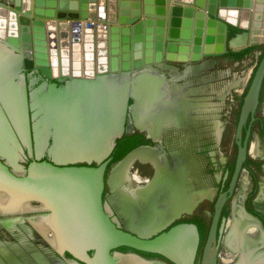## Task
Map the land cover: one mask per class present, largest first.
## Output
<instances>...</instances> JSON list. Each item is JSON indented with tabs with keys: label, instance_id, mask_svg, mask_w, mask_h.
I'll return each mask as SVG.
<instances>
[{
	"label": "water",
	"instance_id": "95a60500",
	"mask_svg": "<svg viewBox=\"0 0 264 264\" xmlns=\"http://www.w3.org/2000/svg\"><path fill=\"white\" fill-rule=\"evenodd\" d=\"M70 2L76 6L62 0H0L1 191L29 203L33 208L27 211L47 210L42 216L50 221L58 244L54 249L80 264H120L112 252L120 246L159 254L173 264H217L223 223L218 236L216 228L225 193L214 205L195 262L199 236L194 223L179 222L155 233L142 226L122 230L109 219L101 202L109 159L99 162L116 137L133 131L124 129L126 117L134 127L144 113L152 120L166 77L180 68L184 75L185 65L205 57L264 43V0ZM228 26L243 31L227 41ZM99 58H105V70H99ZM263 78L264 53L236 122L229 193L246 158L249 130L243 140L241 132L248 115L253 119ZM27 83L35 86L27 90ZM21 143L35 155L26 166L17 163ZM142 148L131 149L114 168ZM43 153L47 159L40 160ZM91 161L98 165H75Z\"/></svg>",
	"mask_w": 264,
	"mask_h": 264
},
{
	"label": "flooded vegetation",
	"instance_id": "af4514ba",
	"mask_svg": "<svg viewBox=\"0 0 264 264\" xmlns=\"http://www.w3.org/2000/svg\"><path fill=\"white\" fill-rule=\"evenodd\" d=\"M242 31L229 30L227 41L233 34ZM231 52L238 51L189 63L185 65L189 69L184 75L181 73L183 68L178 69L169 81L171 98L163 102L159 98L154 105L152 120L148 118L151 114L144 113L147 116H138L134 127L131 118L126 117L124 129L132 127L133 131L116 137L112 151L99 162L109 159L103 173L102 209L122 230H135L142 226L151 227L150 230L159 233L179 222L194 223L199 236L196 262L208 234L214 205L218 197L225 193L216 228L218 236L223 223L217 264H264V85H261L253 119L248 115L241 132L243 140L249 130L246 158L231 193L227 191L235 167L237 147L234 133L241 97L245 95L264 47L253 49L239 60ZM247 63L253 69L247 79L246 76L242 79L239 75H246L243 66ZM224 76L226 81L222 83ZM236 78L242 81L236 83L233 80ZM38 79V82L45 80ZM236 84L243 85L241 96L237 98V103L229 107L231 111L226 119L222 103ZM34 86L27 83V90ZM218 108H222L219 111L221 114L216 117ZM231 125H234L232 144L226 150L224 142ZM134 134L140 141L134 148H143L136 156L126 160L122 167L114 168L121 159L113 160L115 146L119 140ZM254 137L258 143L254 149L255 156L250 151ZM20 147L17 163L26 166L35 159V155H30L22 143ZM44 159H47L45 153L40 157V160ZM75 165L96 166L98 163L91 161ZM0 199L4 200H0V211H12V196L10 198L0 190ZM16 207V210L24 208L20 210L24 212L9 214L3 221L7 226L11 224L12 228L16 222L26 220L48 241L51 253L42 252L29 243L24 244L25 240L11 241L7 247L1 243L0 264H80L67 252L61 255L54 249L57 247L51 239L54 234L49 229L48 220L42 216L48 214L47 210L30 214L27 210L33 208L31 205ZM122 247L125 246L112 250L122 258L123 263L120 264H173L159 254ZM221 253L232 255V259L220 257Z\"/></svg>",
	"mask_w": 264,
	"mask_h": 264
},
{
	"label": "rangeland",
	"instance_id": "374dc122",
	"mask_svg": "<svg viewBox=\"0 0 264 264\" xmlns=\"http://www.w3.org/2000/svg\"><path fill=\"white\" fill-rule=\"evenodd\" d=\"M239 76L242 79H243V77H245V75L243 76V73H241ZM225 78L226 77L224 76V81L222 83H225V81H226ZM233 80H236V83L242 81V80L238 81L237 78L233 79ZM221 85H223V84H221ZM242 87H243V85L237 86V84H236V86H234V90L231 91L227 95V97L223 100V103H222V104H224L223 116L226 117V119H228L229 111H231L229 109V107L232 106L234 103H237V98H239V96H241L239 94H240V91L242 90ZM235 94H237V95H235ZM222 104H221V107H222ZM221 109L222 108H218L216 113H219V114L216 117H218L221 114L219 112V111H221ZM262 110H264V104H262ZM1 123H2V119L0 116V124ZM220 125L221 124H219L218 126H220ZM233 133H234V125L233 126L231 125L229 128V131H228L227 139L224 142V144H225L224 147L226 150L230 149V146L232 144ZM256 145H258V143H257L256 137H254L251 141V148H250L251 154L253 156H255L254 149H255ZM218 151H216V152H218ZM216 157H217V155L214 158H216ZM32 204L34 206H37L36 203H32ZM28 213L32 214V213H34V211L33 212L28 211ZM8 215L9 214H7V213H4V214L1 213L0 214V244L3 243L7 247L8 245H11V241L25 240L26 242L24 244L29 243L30 246L32 244L33 247L38 248L42 252L46 251L47 253H51V247H50L48 241L32 226V224L28 223L26 220L25 221L23 220V222H16L14 224V226L11 228V224H10V226H7L5 221H3V220H5L6 217H8ZM220 257L232 259V255H230L228 253H225V254L221 253Z\"/></svg>",
	"mask_w": 264,
	"mask_h": 264
},
{
	"label": "trees",
	"instance_id": "16d2710c",
	"mask_svg": "<svg viewBox=\"0 0 264 264\" xmlns=\"http://www.w3.org/2000/svg\"><path fill=\"white\" fill-rule=\"evenodd\" d=\"M228 29L232 30L234 32L240 30V29L232 27V26H228ZM259 47H264V43L259 44V45H255V46H249V47H246V48H244L238 52H234V53L231 52V53L234 55L235 59L239 60V59L243 58L246 54L250 53L253 49H257ZM255 68L253 69L250 80L253 76ZM250 80H249V82H250ZM248 85H249V83H248ZM248 85H247V88H248ZM263 85H264V82H263L262 86ZM247 88H246V90H247ZM246 90H245V92H246ZM245 92H244V94H245ZM242 97H241V101H242ZM138 143H140V141L137 140L135 134L129 135V136H127V138H123V139L119 140L117 143V147L115 146V148H114V151H116V152H115V155L113 157V160H118V159L122 158L127 152H129L136 145H138ZM122 144H124V147H121ZM251 161L253 162L252 159H251ZM122 248H126V247H122Z\"/></svg>",
	"mask_w": 264,
	"mask_h": 264
},
{
	"label": "crops",
	"instance_id": "0c3cea01",
	"mask_svg": "<svg viewBox=\"0 0 264 264\" xmlns=\"http://www.w3.org/2000/svg\"><path fill=\"white\" fill-rule=\"evenodd\" d=\"M62 1H64V2H68V6H76V4H75V2L74 3H71L70 2V0H62ZM70 4V5H69ZM248 42V39H245V43H247ZM246 46H249V45H247L246 44ZM246 46H244V47H246ZM244 47H242V48H244ZM241 49V48H240ZM240 49H238L237 51H239ZM101 61H100V68H99V70H105L106 69V61H105V58H99ZM243 67H245L246 68V70H245V76H246V79L248 78V76L250 75V73H251V71H252V69H253V67L252 66H248V63L247 64H244V66ZM253 72V71H252ZM177 72H175L174 74H176ZM237 73V72H236ZM165 74H166V71H162V73H161V75L162 76H164V77H166L165 76ZM174 74H172V75H169L168 77H166V82L162 85V91H161V100H162V102L163 101H168L170 98H171V96H172V93H170L169 91H168V88L170 87V82H169V78L171 77V76H174ZM60 85H62V84H60ZM59 86V85H58Z\"/></svg>",
	"mask_w": 264,
	"mask_h": 264
},
{
	"label": "bare ground",
	"instance_id": "6f19581e",
	"mask_svg": "<svg viewBox=\"0 0 264 264\" xmlns=\"http://www.w3.org/2000/svg\"><path fill=\"white\" fill-rule=\"evenodd\" d=\"M123 166V165H122ZM121 166V167H122ZM0 190H1V188H0ZM16 197H12V211H20V210H23L24 208H20V209H18V210H16L18 207H16V206H21V205H25V208L27 207V206H30L29 205V203H20V201L18 202V200L17 199H15ZM1 200V199H0ZM2 201V200H1ZM4 201V200H3ZM2 201V202H3ZM1 204V203H0ZM9 204V203H8ZM6 206V205H5ZM46 219V218H45ZM48 223L50 224V221H48ZM52 242L56 245V246H58V244L56 243V240H55V236H53L52 238ZM119 261L121 262V263H123V260H122V258H120L119 257ZM223 264H225V263H223Z\"/></svg>",
	"mask_w": 264,
	"mask_h": 264
},
{
	"label": "built area",
	"instance_id": "2783aa9c",
	"mask_svg": "<svg viewBox=\"0 0 264 264\" xmlns=\"http://www.w3.org/2000/svg\"><path fill=\"white\" fill-rule=\"evenodd\" d=\"M91 23H93L94 24V26H97V25H99V23L98 22H96V21H90Z\"/></svg>",
	"mask_w": 264,
	"mask_h": 264
}]
</instances>
